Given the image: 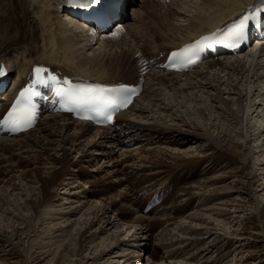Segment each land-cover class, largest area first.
<instances>
[{"label":"bare ground","instance_id":"1","mask_svg":"<svg viewBox=\"0 0 264 264\" xmlns=\"http://www.w3.org/2000/svg\"><path fill=\"white\" fill-rule=\"evenodd\" d=\"M60 1L0 0V62H5L10 72L16 75L15 82L21 78L23 81L32 65L43 64L60 69L65 75L102 83L133 84L141 73V60L144 56L156 59L162 51L175 49L224 25L257 0H184L185 8H189L187 11L183 5L177 4V0H173L168 11L163 14L156 13L150 0H146L142 7L137 6L131 15L123 17L120 24H126L127 32L121 40H106L95 44L81 34L77 25L61 18L58 14ZM139 51L143 57L137 56ZM244 55H240V58L209 60L195 71L182 75L151 71L145 77L143 94L121 116L119 131L96 129L88 123L74 122L65 116H51L42 119L35 130L16 139L0 138V195L1 190L4 193L15 192L21 187L35 184L34 188H23L20 193L14 194L25 198H18L19 206L14 201H10L7 206L13 204L12 210L15 211L22 205L30 213L28 220L20 212L18 214L31 233L39 221L44 222L47 218H38L37 215L50 211L49 220H59L50 230L54 239L59 237L58 234L67 233V227L72 225L69 224L70 218L78 213L79 207L88 206L87 217L83 218L81 224L83 226L69 238L75 246L73 256L84 253L89 248L87 244H91L108 227L112 228L114 215L118 220L123 218L126 221L124 238H119L123 235L121 231L118 235L115 233L114 237L105 239L108 243L93 245L94 253L90 258L85 256V259L90 260L91 264H116L109 259L114 250L123 247L122 252L128 248L127 254H121L124 255V263L133 259L139 262L143 259L144 251L141 245L153 230L166 231V227L180 218L195 200H213L217 195L218 191L214 189L206 191L208 195L204 192L200 196L193 195L189 188H185L198 179V171L205 163L203 161L206 160L209 165L238 164L243 168L249 160L251 147L248 148L249 155L242 156L241 151L246 148L250 135L254 139L264 135V121L261 120L262 124L256 128L248 126L249 117L264 98V52L257 58L254 57L255 53ZM202 94L213 105L209 104L208 107L205 102L202 106L201 103L205 101ZM224 95L231 98L226 99ZM185 103L194 105V111L188 112L187 109L184 115L182 109ZM197 104L201 106L195 107ZM259 110L264 117L262 107ZM133 111L140 119L143 117L150 123L146 125L128 119ZM163 113L168 122L160 118ZM192 117L197 118V121L204 119L206 123L203 128ZM221 123L223 126L227 123L228 127L234 129L239 125L241 128L235 131L221 127ZM181 127L191 131L193 138L186 135ZM142 142L146 146L161 142L167 146L177 142L194 143L197 148L195 146L180 151L172 149L171 152L165 148L142 150L140 147L137 156L132 154V150L120 158L110 157L114 152L113 147H127L125 143L138 147ZM188 154L196 157L187 159L185 155ZM102 156L104 158L99 160ZM239 156L243 157L242 160H238ZM122 157L125 159L121 160ZM200 158L202 162L198 163ZM105 159L112 163L105 166ZM99 161L102 162L99 166L105 167L100 179L83 171L85 164H99ZM81 183L90 188L85 190ZM119 184L125 192L113 197ZM60 187L65 189V197L61 203L54 205L52 203L57 199ZM201 187L205 189L203 185ZM170 188L178 194L183 191L178 196L176 194V200L171 195L174 202L178 201L179 204H165L145 214L144 204L152 194L156 191L166 192ZM152 189L151 194L149 192ZM68 192L70 196H66ZM141 192L144 193L142 196L139 195ZM247 195L249 198L255 197L253 190ZM2 197L6 196H1L0 200ZM95 200L101 204L93 205ZM73 201L76 205L71 207ZM260 203H256L254 208L259 209V213L262 209ZM126 204L131 206L130 210L124 208ZM138 212L143 216H137ZM151 215L157 218L152 219ZM98 223L100 226L93 231ZM171 242L166 247L170 245L171 248ZM167 257L173 258L170 252ZM103 260L106 261L99 263Z\"/></svg>","mask_w":264,"mask_h":264},{"label":"rangeland","instance_id":"2","mask_svg":"<svg viewBox=\"0 0 264 264\" xmlns=\"http://www.w3.org/2000/svg\"><path fill=\"white\" fill-rule=\"evenodd\" d=\"M182 3V5H186L184 0H182ZM184 9L186 8L184 7ZM187 10H189V8L186 9V11ZM263 62L264 61H262V64H264ZM129 67H132V65H130ZM202 96L205 100L203 101V103H201L202 106H204L205 102H207L208 107H210L209 104L211 103L210 101L206 100V95L202 94ZM224 98L227 99L231 97L224 95ZM263 99L260 100L261 103L259 107L256 108L255 112L251 115V117H249L250 120L248 126H255L256 128L259 127L260 124H262V121H264L263 112L259 110L261 107L264 110ZM199 106L201 105H195V107ZM187 109L188 112L194 111V105L185 103L184 108L182 109L184 115L187 114V112L185 113ZM133 112L131 113V115H128V118L133 121L136 120L139 123L142 122L146 125L150 123L146 119H143V117H141L140 119L138 114H135V111ZM160 118H163L164 120H166V122H168V118H165V113L160 114ZM192 118L195 123H201V125L199 126H202L203 128V125H205L206 123L204 119H199V121H197V118ZM215 122L216 121H214L213 123L215 124ZM217 124H219V122H217ZM226 124L227 123H225L223 126V124L221 123L220 126L234 129L233 127H228ZM236 127L238 128L234 129L235 131H239L241 128L240 125ZM181 129H183V132H185L186 135L192 136L193 138V135L190 133L191 131H188V129L184 127H181ZM190 129L193 130L192 128ZM199 132L202 133L201 131ZM249 133H251V130H249ZM214 135H216V132ZM233 140L234 142H237L236 139ZM195 146L197 148V145L194 143L187 144L181 142L170 143L168 144V146L164 142H161L157 145L146 146L144 142H142L141 146L138 147L131 145V147L128 149L129 152L119 150V152L116 153L117 155H115V152H112L113 154L111 153L110 157H120L123 155L125 156V154L132 152V150L134 151L132 152V154L134 156H137L140 147L142 150L165 148L166 150L173 152L172 149L187 150ZM250 147V157L243 168L238 164H234L232 166H229V164L209 165L206 163V160L203 161L205 163L202 164L203 166H201L198 171V175L200 176L198 177V179H196V181H194L192 184L190 183L185 188H189L192 194H199L200 196L203 195L204 192L205 195H208L209 192L206 194V191L214 189L218 191L217 195L213 198V200L211 199L204 201L202 200V198H200V200H195L191 206L189 205L188 210H185L184 214L180 218L176 219L174 223H172L173 225L169 224L166 227V231H163L162 229L153 230L149 234V237H147V239L143 241V245H141V247H143L144 249V251L142 252L143 259H141L139 262H137L136 259H133L128 263L264 264V135L257 137L256 139H254L252 135H250V139L246 144V148H243V150L241 151L242 156L249 155L248 153L250 150L248 148ZM1 154L6 155L5 153ZM56 154L59 155L60 153L57 152ZM204 154L206 156H209V153L207 152H205ZM42 156L44 157V155ZM96 156H98V154H96ZM192 157H196V155H185V158L187 159H190ZM102 158H104V156L100 157L99 160ZM242 158L243 157L239 156L238 160H242ZM122 159L125 158L122 157L121 160ZM99 162V164H85L83 171L86 174L91 175V177L95 179H100L101 173L104 172L105 167L101 168V166L99 165H101L102 162ZM104 162V165L106 166V164H109V162L111 161L105 159ZM201 162L202 158H200V161L198 163ZM252 167L254 168L252 171L253 174L250 175ZM32 169L33 168H31L30 170ZM102 179L104 178L102 177ZM253 181L255 182L254 184L252 183ZM14 182L15 184L18 183V181ZM250 182L251 184H249ZM81 185L85 187V190H88L90 188V186L84 185L83 183H81ZM201 185L204 186V190H202ZM33 186L36 187L35 184L29 185L28 187H21L20 190H16L15 192L8 191L7 193H4V190H1L0 197L3 195L6 197H2L0 200V264H91L92 262L88 259H85V256L89 258L90 255L92 256V253H94V246H96L97 244L108 243L107 241H105V239H107L108 237H114L117 233L119 234L120 231L123 233V235H121L119 238H124L126 233V221L123 218L121 220H118V218L116 219V215H114V218H112L114 226L112 228L108 227V229L105 230L104 233L99 234L91 244H87V247L89 248H86L84 253H81V255L79 256H73L72 253L75 246L74 242L70 241L69 238L70 235L73 234V232H77L78 229L83 226L81 224L84 221L83 218L87 217L88 206L78 208V213L70 218L71 221L69 222V224L72 225L67 227V233L58 234L59 237H57L56 239H54L55 237L51 235L52 232L50 230L53 228L52 226L54 224H57L59 222V220H53L51 222L49 220L50 211H43L42 214L39 213L37 215L38 218H47L44 222L39 221L38 226L35 227L34 231H32L31 233V231L28 230L26 223L21 220L22 217H20L18 214L20 212L24 219L28 220L30 218V213L25 210V208L23 209L22 205L18 210L14 208V210H16L13 211V204L12 206H7V204H10V201H14L13 203L15 204L16 202L19 206V201L17 200H19L18 198L22 197L18 195L14 196V194L20 193L23 188H25V190H28L29 187L34 188ZM1 187L2 185H0V188ZM5 187L8 188V185H6ZM58 189V197L55 202L52 203L54 205L58 204V202L61 203L62 198L65 197L63 196L65 189H63V187H60ZM250 190L254 191L255 197H248L247 194ZM123 191V187L120 186V184L117 185L116 190L113 193V197H115V195L118 193L121 194ZM179 192L182 193L183 191L181 190ZM180 193L178 194L177 192V196L180 195ZM66 196H70V193L68 192ZM177 196H174L175 198H173L176 200ZM173 198L169 200L168 204H170L171 206L178 205V201L174 202ZM22 199L25 198L23 197ZM117 201H119V198H117ZM73 203L74 204H72L71 207H74L76 205L74 201ZM256 203H260V207L262 208L260 213L259 209H254ZM97 204L101 203L98 200L93 201V205ZM68 205L69 203L64 207H67ZM130 207L131 206L128 204L124 205V208H127V210H130ZM220 212L222 214L218 215V213ZM140 215L143 216L138 212L137 216ZM152 215V219L157 218L156 216ZM65 217L67 218L68 216L66 215ZM151 217H149V219ZM34 219L35 218H33V221ZM99 226V223L98 225H95L93 231ZM54 235L56 236V234ZM170 241H172L171 244L173 243L171 245V248L170 245L166 247V245H168L167 243ZM46 245L47 247L42 250L41 248ZM165 247L167 249H165ZM122 248L123 247H119L114 250V253L110 257L111 259L109 260L112 262H117L116 264H128L124 263V255L121 256V254H127L128 248H126L124 252H122ZM168 250H170V255H172L173 257H170L171 259L167 257V253H169ZM154 256H157L158 258ZM130 257H132V255ZM104 261L106 260H103L99 263H104Z\"/></svg>","mask_w":264,"mask_h":264},{"label":"snow or ice","instance_id":"3","mask_svg":"<svg viewBox=\"0 0 264 264\" xmlns=\"http://www.w3.org/2000/svg\"><path fill=\"white\" fill-rule=\"evenodd\" d=\"M70 6L77 8H90L100 3V0H68ZM264 18V0L258 5L253 14L243 16L239 22L232 24L227 30L221 33L223 41L228 46H238L247 36V30L251 23ZM178 54L173 53L176 57ZM5 68L0 65V76L5 74ZM37 76V83H44L41 68L34 70ZM47 86L55 88V94L59 98L58 102L62 110L77 113L96 112L102 108L111 106L107 93L115 89L94 88L91 86L73 85L65 80L62 83L54 78L47 81ZM35 95V86L30 85L21 91L16 103L2 120L0 128L6 131H24L32 125L35 118L32 97ZM81 118H88L81 116Z\"/></svg>","mask_w":264,"mask_h":264}]
</instances>
